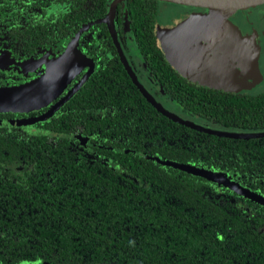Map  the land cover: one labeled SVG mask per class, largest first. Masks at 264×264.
<instances>
[{"label":"trees","instance_id":"obj_1","mask_svg":"<svg viewBox=\"0 0 264 264\" xmlns=\"http://www.w3.org/2000/svg\"><path fill=\"white\" fill-rule=\"evenodd\" d=\"M108 2L0 0V36L23 49L66 40ZM157 7L124 0L114 22L165 101L205 124L263 130L264 91L188 85L165 62L153 34ZM82 47L95 71L64 116L40 124L58 135L55 144L0 128V264H264V207L160 163L220 171L264 197V138L215 136L162 116L131 83L105 24L88 27ZM74 126L89 137L87 150L66 137Z\"/></svg>","mask_w":264,"mask_h":264},{"label":"flooded vegetation","instance_id":"obj_2","mask_svg":"<svg viewBox=\"0 0 264 264\" xmlns=\"http://www.w3.org/2000/svg\"><path fill=\"white\" fill-rule=\"evenodd\" d=\"M122 1H124V0H121L120 2H122ZM110 2H111V0H109L108 5ZM159 3H161V2L158 1V4ZM181 6H183V5H181ZM189 7L190 6H183L184 9H188ZM190 9L194 10L196 8H190ZM107 11H108V6H107L106 14H107ZM157 12H158V7H157ZM184 12H188V10H184ZM105 15L103 17H105ZM156 15H157V13H156ZM235 16L237 19L232 23H233V25H235L237 27V29L239 31H242V28H240L239 24L249 27V25H250L249 22H251L250 15L249 16L248 15L241 16L239 14H236ZM103 17L98 18V19H92V20H89V21L83 23L78 28V30L72 34V36L69 39L54 40L49 45L48 44L46 45L45 42H42L40 44H35L34 47H32V45L29 44L30 46L27 45L26 48L23 49L21 43L18 44L17 41L12 40L11 38H6V37L0 36V39L7 40V46H6L7 48L6 47L0 48V51L3 50L2 52H0V64L2 63V65H5V68H3V67L0 68V88L18 87V86H21V85L35 81L36 79H38L40 76H42L46 72L47 66L49 65L48 63L54 62L56 59L59 60L61 57L64 56L66 50L69 48V45H73V48L75 49L76 52H78L79 57H80V55H84L85 57H87L88 59L91 60V63H90L88 60L85 59L86 60L85 63L75 73H70L71 71H69L67 68L71 65H75V62H74L75 58H77V59H80V58L69 55L67 62L63 63V67H62L63 69H67L66 71L68 72V74H70V78H69V81L67 82L66 86L63 87V89L60 92H58L52 99L48 100L43 105H39L40 103H37V105H38L37 107L35 105V107H33L32 109H28V110H15V111L0 110V122H3V124L0 125L1 129L5 130L6 132H8V131L10 132L12 130V128H15L16 132H18V133H20V135H22L20 137L29 139L31 136H42V137H44V143H46V144L51 143L52 145L55 144L54 142L57 140V138H59V137H57L58 135H56V134H50V135L45 134V132H44L45 130L40 126V124L43 123L44 121L48 120L52 116H59V115L61 116L62 114H65L67 111L66 110L67 107H64L63 105H65V104H67V102H69V99L76 92L79 91V89L83 86V84L89 78L91 73L93 71H95L96 66H97V61H95V59H93L90 54H87L84 51L83 47L81 50H78L76 48V41L79 38V36L88 27H90L94 24H99V23L105 24L104 22L97 21V20L102 19ZM114 17H115V13H114ZM89 22H92V23L89 24L87 27L83 28V26ZM105 26H106V24H105ZM212 26L214 27L216 34H218V36H220L219 28L214 26L213 24H212ZM154 27H155V22L153 25V34H154ZM81 28H82V30H81ZM106 28H107V26H106ZM113 28H114V32L116 34V37L118 39L119 45L122 49V52H123L127 62L129 63L130 67L132 68L133 72L135 73V75L137 76L136 71L134 70V66H136L137 61H132V56L137 58L139 60V63H140L139 65L143 66V68H145V70L147 71V74H148V77L150 80V83H148L149 88L147 89L146 86L143 84V82L140 80V78L137 76L138 80L141 82V84L144 86V88L153 96V98L155 100H157L162 106H164L150 92V91L154 90V91L158 92L163 97L161 89L159 88L154 76L148 71L145 63L143 62V59L135 52V50H133V48L130 46V44L127 40L125 41V43L123 45L120 42L118 33L116 31V25L114 22V18H113ZM107 31H108V29H107ZM243 33H248V32H243ZM108 34H109V31H108ZM75 35H77V36L74 39V41H72L73 38L75 37ZM122 35L127 39L131 36V30L128 27L127 22L122 23ZM220 37L222 38L221 39V45H222L223 51H224L222 55H221V53H218L219 51H217L214 46H212L209 49H207L208 51H205V57H206L205 61L204 60L202 61V59H201L202 57L200 58L197 56H193L192 52H190L188 54L191 56H187V61L184 60L185 63H183V61L181 59H175L174 60V61H176L177 66H179L180 68H182L184 70L185 75H186V73L190 74V76H193L194 79H197L196 81H191L190 79H187L186 77L182 76L178 71H176L174 69V67H172V65L169 63L168 59L166 57H164V54L162 52L163 59L165 60V62L168 63V65H170V67L175 72H177V74L184 81L187 82L188 85L200 86V87L211 88V89H232L233 87H230V86H214V85H217L218 82H222V81H219L218 78H222V76L227 74V72H229L228 74H237V75L241 74L240 69H238L235 65L234 59L230 57V55L227 51V47L224 44L223 37L222 36H220ZM109 38H110V35H109ZM46 40H48V39H46ZM110 40H111V38H110ZM155 42H156V39H155ZM84 43H85V40L83 42H79L78 46H84ZM61 44H64V46L62 47V49L60 51H58V49H56L55 47H57ZM263 44H264V40L259 46L260 50H261V48H262L261 46ZM112 45H113V43H112ZM113 47H114V45H113ZM114 49H115V47H114ZM217 49H218V47H217ZM50 51H52L51 52L52 54H50ZM115 52H116V50H115ZM116 55L118 57L117 52H116ZM188 57H192L194 62L189 63ZM118 59H119V57H118ZM119 62L121 64L120 59H119ZM226 62H227V65L230 66V68L226 67ZM180 64H183L184 67H182ZM8 66H10V67L12 66V70H17V72L13 73V75L5 74V72H7L6 69L8 68ZM121 66H122V64H121ZM257 66L259 68L260 73L262 74L263 72L261 69H264V67H262L260 64H257ZM122 68H123V66H122ZM227 69H230V71ZM88 70H89V73H88ZM86 73L88 75L85 78V80L79 85L77 90H75L70 95L72 88L80 82V80L84 77V75ZM262 76H263V74H262ZM225 81L226 80H224V82ZM223 84H225V83H223ZM238 91L242 92V93H246V92H244V90L239 89ZM33 99L34 98H32L31 100L28 101V105L36 104V101ZM166 102H168V101H166ZM60 108H61V110H60ZM166 109H168V108H166ZM179 112L185 116H189V118H190L189 120H192V121H195V122H198L201 124H205L201 121L194 120L190 115L184 114L180 110H179ZM62 116H64V115H62ZM179 116H181V115H179ZM181 117H183V116H181ZM183 118H185V117H183ZM186 119H188V118H186ZM8 122H12V124L8 123ZM205 125H209V124H205ZM209 126L217 127L214 125H209ZM219 128H222V127H219ZM66 130L68 131V133H66L67 134L66 137H68V139L72 138V139L76 140L78 147H80L84 150H87V147L89 145V137L81 135L78 132L79 128H77L76 126L71 127V128H66Z\"/></svg>","mask_w":264,"mask_h":264},{"label":"water","instance_id":"obj_3","mask_svg":"<svg viewBox=\"0 0 264 264\" xmlns=\"http://www.w3.org/2000/svg\"><path fill=\"white\" fill-rule=\"evenodd\" d=\"M121 0H111L108 5V11L105 17L100 20L104 22L109 31L111 41L115 47V50L118 54V57L121 61V64L126 71L128 77L130 78L131 83L134 85L136 90L141 94L147 103H149L158 113L167 119L175 122L179 125L188 127L197 132H202L206 134H211L220 137L232 138V139H252V138H264V129L263 130H236V129H226L213 127L205 124H201L186 118H183L176 113L169 111L164 106H162L153 96L144 88L141 82L138 80L137 76L133 72L129 63L127 62L122 49L119 45L118 39L114 32L113 28V18L115 13V8L118 2ZM159 2H168L183 6H190L195 8H202L208 10V16L211 23L218 27L220 30V36L224 39V44L227 47V51L231 58L234 59L235 65L240 69V75L234 74L240 80L252 81L253 79L260 77V73L257 66L258 58V48L257 42L252 43L250 36H242L238 33L236 27L232 23V17L236 9H242L245 7H254L258 5H263L264 0H157ZM233 14V15H232ZM92 22H89L83 26L87 27ZM82 30V28H81ZM155 35V33H154ZM77 35L73 38L72 41L76 38ZM156 36V35H155ZM255 39H258L255 35H251ZM160 49V48H159ZM72 55L80 59L75 58V65L69 66L67 69L71 71L70 73H75L84 63L88 60L91 63V60L85 57L84 55L78 56V52L75 51L73 45H69V48L66 50L63 57L59 60H55L54 65L49 63L47 66L46 72L40 76L38 79L31 83H27L18 87H3L0 88V110H28L39 105H43V102H47L52 99L58 92L62 80L66 83L69 81L70 74L63 69L60 64L66 63L68 56ZM173 59L174 65L172 67L178 71L182 76L186 77L185 72L182 68L177 66L175 59H181L184 63V59L181 53H173V57L168 55ZM167 56V59H168ZM86 59V60H85ZM89 73V70H88ZM225 74L226 77L230 78L233 74ZM87 73L80 80V82L75 85L70 95L77 90L79 85L87 77ZM239 90L238 88H232ZM34 98L36 104L28 105V101ZM11 123L12 122H8ZM3 122H0L2 125ZM161 165L171 166L175 169L181 170L183 172L189 173L191 175L202 177L208 181H211L217 185L224 186L235 193L245 197L246 199L252 200L257 204H264V197L250 191L248 188L240 186L238 183L230 180L226 173L220 171H212L209 169L199 168L196 166L177 163L175 161L163 160L160 162ZM22 263V262H21ZM20 263V264H21ZM28 263V262H27Z\"/></svg>","mask_w":264,"mask_h":264},{"label":"rangeland","instance_id":"obj_4","mask_svg":"<svg viewBox=\"0 0 264 264\" xmlns=\"http://www.w3.org/2000/svg\"><path fill=\"white\" fill-rule=\"evenodd\" d=\"M195 7H189L188 9H184L183 6L175 5L168 2H161L158 4V12L155 17V27H154V33H155V39L156 44L160 48V50L163 52L164 57L167 58L168 55H171L173 57V53H181L183 59L187 61V56L190 52H192L193 56L202 57V61L206 60L205 57V51H208L210 47L214 46L218 53L223 54V47L221 45V37L216 34L214 27L211 24V21L208 16V10H203L202 8H196V9H190ZM184 10H188V12H184ZM236 14H239L241 16L250 15L251 22L249 27L245 25H240V28H242V31H238L240 35L242 36H250L251 42L257 43L258 48V58H257V64H260L262 67H264V44L261 46V50L259 48L260 44L264 40V4L258 5L254 7H245L242 9H236L234 12V15L232 17V22H234L236 18ZM250 32V33H249ZM255 35L258 39H255L251 35ZM32 42L29 41L27 43L28 46ZM26 45V46H27ZM7 46V40L0 39V48ZM64 44H61L57 47L58 51L62 49ZM218 47V49H217ZM7 48V47H6ZM54 48V47H53ZM260 50V51H259ZM3 51V50H2ZM0 51V52H2ZM210 51V50H209ZM52 51H50V54ZM57 60V59H56ZM132 61H137L136 66H134V70L136 71L137 76L140 78V80L143 82V84L146 86V88H149L150 80L147 74V71L143 66L139 65V60L132 56ZM169 63L173 66L174 62L171 57L168 56ZM184 61V63H185ZM188 61L194 62L192 57H188ZM55 62H51V65H54ZM49 64V63H48ZM63 64H60V66ZM182 67H184L183 64H180ZM237 65V64H236ZM5 68V65L0 64V68ZM49 67V65H48ZM226 67H229L226 62ZM230 71V69H227ZM259 70V68H258ZM262 70V74L260 73V77H257L253 79L252 81H244L240 80L237 76L233 74L230 78L226 77L225 75L222 76V78H218L219 81L217 85L214 86H230L233 88H238L240 90H244V92L249 94L259 93L264 91V69ZM7 72L5 74L13 75V73L17 72V70H12V66H8L6 69ZM191 73V72H190ZM186 78L190 79L191 81H196L197 79H194L193 76H190V74L186 73ZM224 80H226L224 82ZM225 83V84H223ZM67 82L65 83L63 80L59 87V92L65 87ZM151 90V89H150ZM166 108H168L170 111L181 115L185 118H189V116H185L182 113L179 112V110L169 102H166L165 99L156 91H150ZM45 102H43L44 104ZM21 153V152H20ZM19 153V154H20ZM25 154H30V152H24ZM25 154H20L24 155ZM262 207H264V204H262Z\"/></svg>","mask_w":264,"mask_h":264},{"label":"crops","instance_id":"obj_5","mask_svg":"<svg viewBox=\"0 0 264 264\" xmlns=\"http://www.w3.org/2000/svg\"><path fill=\"white\" fill-rule=\"evenodd\" d=\"M175 5H177V4H175ZM180 6V5H179Z\"/></svg>","mask_w":264,"mask_h":264}]
</instances>
